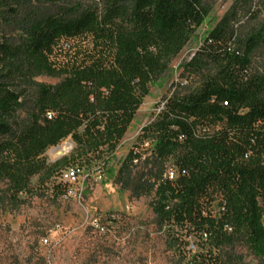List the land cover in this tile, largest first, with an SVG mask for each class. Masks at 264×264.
Instances as JSON below:
<instances>
[{
	"label": "trees",
	"instance_id": "trees-1",
	"mask_svg": "<svg viewBox=\"0 0 264 264\" xmlns=\"http://www.w3.org/2000/svg\"><path fill=\"white\" fill-rule=\"evenodd\" d=\"M210 10L209 0H0L1 208L23 205L34 178L62 197V173L99 167L132 199L154 195L157 222L181 242L195 239L186 264H242L243 247L264 261V71L252 61L264 22L242 35L228 13L143 128L151 155L133 149L112 169L143 101ZM68 139L72 152L49 164Z\"/></svg>",
	"mask_w": 264,
	"mask_h": 264
},
{
	"label": "rangeland",
	"instance_id": "rangeland-1",
	"mask_svg": "<svg viewBox=\"0 0 264 264\" xmlns=\"http://www.w3.org/2000/svg\"><path fill=\"white\" fill-rule=\"evenodd\" d=\"M261 3L260 0H209L211 10L205 22L170 64L164 78L151 89L121 141L112 163L115 172L133 149L143 155V159L151 155V143L142 144L139 140L142 130L156 120L162 100L174 87L186 85L183 67L193 58L207 34L234 10L241 34L250 33L264 22ZM59 61L65 62V57L60 56ZM252 61L255 70L264 71V47L255 53ZM36 81L49 85L60 82L49 77ZM188 81L195 88L200 78L189 77ZM26 117L25 112L19 115L20 119ZM69 141L45 154L49 164L61 159H57L53 150ZM82 181V188L74 197L67 193L53 197L52 185L40 189L38 178H34L31 186L35 192L22 196L23 205L16 210L0 206V264L187 263L184 255L195 239L189 238L183 243L177 229L157 222L151 207L154 195L132 199L129 192L115 186L114 178L99 167L84 172ZM5 188V184H0V191ZM238 252L243 257L242 264H264L245 247Z\"/></svg>",
	"mask_w": 264,
	"mask_h": 264
},
{
	"label": "built area",
	"instance_id": "built-area-1",
	"mask_svg": "<svg viewBox=\"0 0 264 264\" xmlns=\"http://www.w3.org/2000/svg\"><path fill=\"white\" fill-rule=\"evenodd\" d=\"M84 172L78 168H70L66 170V173H62L61 182L67 186V195L74 197L80 192L82 188V177ZM178 177V172L176 169L171 168L168 170L167 178L169 181H173ZM191 249H194V246H191Z\"/></svg>",
	"mask_w": 264,
	"mask_h": 264
},
{
	"label": "bare ground",
	"instance_id": "bare-ground-1",
	"mask_svg": "<svg viewBox=\"0 0 264 264\" xmlns=\"http://www.w3.org/2000/svg\"><path fill=\"white\" fill-rule=\"evenodd\" d=\"M71 148H72V144L66 143L62 147L53 150V152L58 156L60 154H66ZM64 173H66V171Z\"/></svg>",
	"mask_w": 264,
	"mask_h": 264
},
{
	"label": "water",
	"instance_id": "water-1",
	"mask_svg": "<svg viewBox=\"0 0 264 264\" xmlns=\"http://www.w3.org/2000/svg\"><path fill=\"white\" fill-rule=\"evenodd\" d=\"M69 143L72 144V148L66 154L58 155L57 159L65 157L66 155H68L75 148V145H74V143L71 140L69 141Z\"/></svg>",
	"mask_w": 264,
	"mask_h": 264
}]
</instances>
